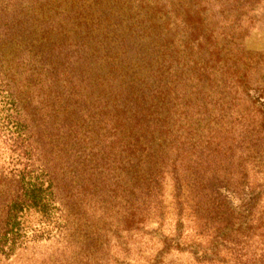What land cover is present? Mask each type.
Here are the masks:
<instances>
[{
	"label": "trees",
	"instance_id": "16d2710c",
	"mask_svg": "<svg viewBox=\"0 0 264 264\" xmlns=\"http://www.w3.org/2000/svg\"><path fill=\"white\" fill-rule=\"evenodd\" d=\"M222 1L0 0V58L32 47L64 150L51 169L17 156L2 260L44 243L31 264H264V101L214 83ZM23 94L0 76L26 149Z\"/></svg>",
	"mask_w": 264,
	"mask_h": 264
},
{
	"label": "rangeland",
	"instance_id": "374dc122",
	"mask_svg": "<svg viewBox=\"0 0 264 264\" xmlns=\"http://www.w3.org/2000/svg\"><path fill=\"white\" fill-rule=\"evenodd\" d=\"M219 3H223L222 9L228 21L219 22L216 26L211 23L213 27L210 37L217 47L222 44V56L227 65L222 69L221 63L214 66L217 70L215 77L217 82L214 83H220L219 74L224 78L230 77L231 74L238 82V87L235 88L247 92L252 102L257 101L258 107L261 100L264 101V0H223ZM30 44L32 45V42ZM28 47L27 53L32 50L31 46ZM27 53L18 56L13 48L11 51L7 50L0 58L1 80L9 86L10 92L16 94L15 97H19L20 93L27 96V109L24 114L27 116L28 130L32 136V143L30 140L26 143L28 146L30 144L29 148L27 146L23 149L16 141V135L14 133L12 135L13 128L11 125L8 126L14 121L15 113L13 110L10 111L0 98V233L6 199L11 198L15 192L16 173L13 170L22 167L20 162L15 161L17 156H20V153L24 154V156L21 154L20 161L23 157L29 158L33 155L38 161L35 167L43 166L48 169L54 167L57 157L64 156L62 147L58 150L54 148L60 141L56 143L52 126L50 122L47 123L50 107L48 100L42 97L46 92H41L32 85V78H35L36 74L30 60L36 56L33 52ZM217 60L219 59L212 56L209 64L213 65ZM39 102L42 105H37ZM8 115L12 116L9 120L6 119ZM42 122L44 123L40 128ZM35 129H39L38 135ZM26 154L29 156L26 157ZM30 221L31 229L35 228V221L33 219ZM50 250L49 244L30 245L28 250L18 252L10 260H2L4 256L0 255V264H25L26 261V264H31L30 261L35 262L39 256L48 255Z\"/></svg>",
	"mask_w": 264,
	"mask_h": 264
}]
</instances>
